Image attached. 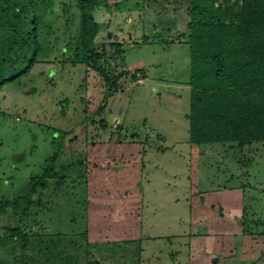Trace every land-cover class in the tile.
I'll use <instances>...</instances> for the list:
<instances>
[{"label": "rangeland", "instance_id": "rangeland-1", "mask_svg": "<svg viewBox=\"0 0 264 264\" xmlns=\"http://www.w3.org/2000/svg\"><path fill=\"white\" fill-rule=\"evenodd\" d=\"M33 2L41 24L37 63L0 91V206L29 192L51 159L59 177L36 186L25 215L11 206L0 211V264H197L192 250L199 246L190 245L197 192L235 200L234 188L244 184L260 221L247 231L264 232V142L189 139L190 49L179 42L190 0H106L93 11L100 63L112 81L125 73L117 85L77 58V0ZM132 144L138 154H128ZM128 167L138 168L130 178L142 191L141 230L130 241L118 242L112 231L97 241L89 230L99 222L112 230L123 212L119 183L129 180ZM17 227L27 241L12 236ZM242 258L217 264H244Z\"/></svg>", "mask_w": 264, "mask_h": 264}, {"label": "trees", "instance_id": "trees-1", "mask_svg": "<svg viewBox=\"0 0 264 264\" xmlns=\"http://www.w3.org/2000/svg\"><path fill=\"white\" fill-rule=\"evenodd\" d=\"M77 1V58L101 73L107 83L117 85L125 73L112 81L100 63L104 55L95 49L100 24L93 11L106 0ZM188 12L185 37L190 45L187 118L191 143L243 146L264 142V0H190ZM40 30V15L33 0H0V91L37 63L42 48ZM58 175L51 159L39 182L16 200L9 198L0 211L11 206L16 214L25 215L34 204L36 186L45 187ZM11 234L24 241L29 236L20 227Z\"/></svg>", "mask_w": 264, "mask_h": 264}, {"label": "crops", "instance_id": "crops-1", "mask_svg": "<svg viewBox=\"0 0 264 264\" xmlns=\"http://www.w3.org/2000/svg\"><path fill=\"white\" fill-rule=\"evenodd\" d=\"M187 26V24H186ZM185 37V36H184ZM179 43H189L187 42V38L185 37L184 41H180ZM190 49V45H189ZM190 52V51H189ZM190 60V58H189ZM190 67V61H189ZM190 98H191V85H190ZM188 112L185 114L187 118ZM188 126L186 123V128L189 133V120ZM180 127H177L174 131L178 132ZM182 129V128H180ZM160 138H164L165 136L158 133ZM194 144V143H192ZM108 146V145H107ZM128 148V154L132 155L135 153H139V150ZM108 148V147H107ZM196 151V146L194 147ZM141 168V167H140ZM135 169L138 168H130L123 169V173L128 172L129 180H122L119 184V187H123L122 195L125 196L123 199L119 198V203L122 206V210L120 214L115 215L114 219L117 224L114 229L107 230L100 227V223H97L96 230L92 228L89 230L90 237L97 239V241H101L103 238L100 236L110 235L109 231L115 235H118V238L115 239L118 242L128 241L131 238H136L137 232L141 230V223L139 217V206L137 202L141 199L140 195L142 194L140 191V186L136 180V177L130 178L133 171L134 174L137 172ZM133 174V175H134ZM252 186V185H250ZM235 189L236 199L231 200V196L227 198V200L222 199V203L216 200L218 198L217 191L213 190L207 193H198L197 201L195 200V204L191 206V224L194 225L195 232L191 233V248L193 249L195 246H199L198 250L195 248L192 250L196 253V256L193 255L192 261L193 263L197 262V264H217L221 262L242 260V256L244 255V264L249 262V258L254 261H261L264 258V232L259 230H248V224L257 225L260 223L257 222V218L259 215L252 210V206L247 205L245 202V184L244 189L242 187H237ZM243 193V194H242ZM120 195L121 193H116ZM207 195V197H205ZM214 195V197L212 196ZM243 195V197H242ZM213 197V198H212ZM230 199V201H229ZM229 201L226 206L225 202ZM118 204V205H120ZM252 210V211H251ZM98 219V218H97ZM102 219V218H100ZM106 219V217H103ZM102 219V220H103ZM254 220V221H252ZM228 221V222H227ZM243 221V224H241ZM252 221V222H250ZM231 222V223H230ZM247 225V226H246ZM244 226V227H243ZM220 235L221 243L218 241L211 242V236ZM96 235V237H95ZM208 237L209 240L204 242V238ZM239 238V239H238ZM133 240V239H131ZM239 240V241H238ZM130 241V240H129ZM210 241V242H209ZM206 245V247H205ZM217 245V247H215ZM251 252V255H250ZM204 254V255H203ZM214 256H218L215 263H213ZM238 258V259H237ZM238 264V263H236Z\"/></svg>", "mask_w": 264, "mask_h": 264}, {"label": "built area", "instance_id": "built-area-1", "mask_svg": "<svg viewBox=\"0 0 264 264\" xmlns=\"http://www.w3.org/2000/svg\"><path fill=\"white\" fill-rule=\"evenodd\" d=\"M143 76L141 74L138 75V82L143 83Z\"/></svg>", "mask_w": 264, "mask_h": 264}]
</instances>
